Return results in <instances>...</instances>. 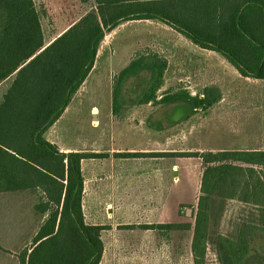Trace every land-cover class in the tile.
<instances>
[{
	"label": "trees",
	"instance_id": "obj_1",
	"mask_svg": "<svg viewBox=\"0 0 264 264\" xmlns=\"http://www.w3.org/2000/svg\"><path fill=\"white\" fill-rule=\"evenodd\" d=\"M90 0H80L86 4ZM94 7L48 45L33 0H0V193L28 191L44 221L19 264H99L101 226L82 215L83 159L104 154L59 151L45 139L92 71L104 37L123 22L157 20L193 45L220 54L244 78L264 81V0H93ZM167 62L157 54L133 59L116 76L111 113L120 109L122 84L147 76L136 105L185 102L207 110L218 95L166 91L158 95ZM201 159L202 174L192 230L193 264H204L209 209L236 200L264 213V151L224 150L187 155ZM143 228H153L144 226ZM178 230L179 225H158ZM236 238L216 237L220 264H241L256 227ZM264 231V228L262 229ZM250 233V234H249Z\"/></svg>",
	"mask_w": 264,
	"mask_h": 264
},
{
	"label": "rangeland",
	"instance_id": "obj_2",
	"mask_svg": "<svg viewBox=\"0 0 264 264\" xmlns=\"http://www.w3.org/2000/svg\"><path fill=\"white\" fill-rule=\"evenodd\" d=\"M33 1L44 45L94 7L93 0L86 4L80 0ZM194 51L199 53L157 20L123 22L104 37L93 71L49 133V139L63 147H90L106 155L96 159L104 165L98 178L109 177L114 165V175L123 179L121 185L126 183V187L118 199L107 202L113 208L138 209V264H193V233L185 226L194 221L203 167L200 158L187 155L264 151V81L240 76L220 58L205 62L197 58L191 63L186 57ZM143 54H157L167 62L158 95L182 90L196 96L209 89L220 100L207 110H191L185 102L138 106V95L148 81L143 75L122 84L120 109L113 116L114 80L131 60ZM10 81L0 83V97ZM26 197L7 199L0 195V264H19L24 249L19 244L26 232H9L8 225L15 228L21 211L25 217L32 210L35 197ZM208 215L204 264H220L214 239L234 240L243 226L245 231L251 232V227L256 230L241 264H264V213L260 217L252 205L218 200ZM168 223L180 228L142 229L143 225ZM36 224V216H31V228ZM30 244L31 239L26 248ZM136 260L125 257L123 264H135Z\"/></svg>",
	"mask_w": 264,
	"mask_h": 264
},
{
	"label": "crops",
	"instance_id": "obj_3",
	"mask_svg": "<svg viewBox=\"0 0 264 264\" xmlns=\"http://www.w3.org/2000/svg\"><path fill=\"white\" fill-rule=\"evenodd\" d=\"M170 29H172V28H170ZM173 31L176 32L175 30H173ZM176 33L181 38H183V40L186 44H187V42H190L188 39H186L184 36H182L178 32H176ZM59 35L60 34H58V36ZM58 36H56V37H58ZM48 44H46V45H48ZM190 44L195 49H197L199 51V53H195V51H194V53H188L189 58L188 57H186V58L189 59V62H191L197 58H199L203 62H205L206 60H215L217 58H220L221 60L226 62V64L230 65L228 63V61H226L220 54H218L214 51L201 49V48L193 45L191 42H190ZM94 66H95V64H94ZM231 68H233V70H235V72L238 73L236 71V69H234V67L231 66ZM93 69H94V67H93ZM93 69H92V71H93ZM85 81H84V83H85ZM84 83L79 88L77 93L80 92ZM5 92H6V90L4 91V93ZM77 93L75 94V96L77 95ZM3 94L1 95L0 100L3 96ZM67 108H66V110H67ZM65 111H64V113H65ZM93 111H97V109L93 108ZM58 120H57V122H58ZM54 125L46 132L45 139L48 142L56 145V147L59 149V151L64 152V153L80 152V153L101 154L100 151H98V149H95V148L90 149V147H88V150H78L77 148H75V146H72L73 144L68 146V147H63L59 144V142L49 139L50 130L54 127ZM91 147H93V146H91ZM100 162L101 161L96 160L94 158L83 159L81 161V171H82V176H83L82 215H83L84 224L87 226L105 227L104 230H102V232L100 234V239H101L102 244H103V252H102V256H101L99 264H123V259L125 257L129 258L132 256L137 258L135 264H138V229H140V228H138V209L127 208V207H125V208L124 207L113 208L111 206L113 204L111 202L110 203L107 202V201H111L114 199H118V196L122 192L125 191L126 183L124 185H121V184H123V182H121L123 179H120L118 176L114 175V173H115L113 171L114 165H113L112 169L110 167L109 177H106L105 179L98 178L97 177L98 174H100V172H102V170L104 169L103 168L104 165H102V164L100 165ZM0 195L4 196V198H7V199H14V198H18L21 196H24V197L27 196L26 197L27 199H29V198L33 199L34 198V195L28 191L3 192V193H0ZM85 202H86V205H85ZM34 204H33V207H34ZM104 205H105V207H104ZM33 207H32L31 211H28V213L25 217L22 215L24 213H22V211H21L19 216L21 215L22 217L13 225L15 228L11 229L10 226L8 225V228L10 229L9 232H12L15 230L21 231V232H24V231L26 232V236L22 237V240L19 244V246L20 247L23 246L24 249L27 247V242L30 241V239L32 241V238L35 236L40 225L42 224V222L45 219V218H43L42 220H40L38 218V216L36 215ZM31 216H36V218H37L36 228H34V229L31 228ZM158 225H174V224L168 223V224L143 225L142 229H143V231H146V232L157 230V229L158 230L163 229V228H158ZM177 225H179V224H177ZM144 226H148V227L153 226V228L145 229V228H143ZM166 230H168V229H166ZM169 230L174 231L173 229H169ZM30 231H32V232L30 233ZM130 236L136 237L137 240L135 241V243L132 242V240L128 239ZM126 248H128L126 250L127 252L124 251V249H126ZM133 248H136L137 251H132ZM24 249H22V251ZM127 264H129V263H127Z\"/></svg>",
	"mask_w": 264,
	"mask_h": 264
}]
</instances>
